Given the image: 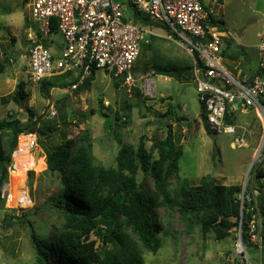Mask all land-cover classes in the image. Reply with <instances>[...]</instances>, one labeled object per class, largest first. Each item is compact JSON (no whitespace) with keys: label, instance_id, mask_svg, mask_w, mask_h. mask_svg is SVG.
<instances>
[{"label":"rangeland","instance_id":"1","mask_svg":"<svg viewBox=\"0 0 264 264\" xmlns=\"http://www.w3.org/2000/svg\"><path fill=\"white\" fill-rule=\"evenodd\" d=\"M116 1L124 5L127 22L158 36L148 38L149 46L139 44L140 53L131 71L135 85L127 87L120 83L116 87L109 73L99 70L90 91L54 88L46 100L40 92V83H30L25 74L28 63L25 42L29 28L37 29L28 4L23 0H0V62H5L0 74V121L12 116L25 123L30 111L41 118V123L60 126V131L49 140L43 137L37 140L34 134L22 135L17 140L8 180L2 189L5 201L0 208V264H33L37 256L35 240L44 238L45 242H52L63 228L65 216L52 201L62 192V179L58 173L48 171L44 151L58 145L62 134L76 147L89 142L95 163L115 168L121 144L135 148L142 141L156 158L152 146L156 140L165 139L169 124L184 152L179 175L192 185L209 176L219 185L250 188L251 199L264 193V177L253 178L257 171L264 174V123L260 114L250 109L231 115L234 135L215 133L208 127L205 130L199 120L204 112L190 74L185 72V79L180 80L147 70L153 63L190 68L191 59L185 46L175 39H166L168 34L162 26L134 16L127 0ZM202 3L215 13V18L222 19L235 38L234 42L226 39L230 53L225 51L221 66L233 73L232 67L240 66L244 54L250 66L248 72L256 71L257 38L264 37V0H202ZM52 40L62 42L59 34L53 35ZM145 81L148 92L144 91ZM20 82L26 84L27 98L19 105L11 96ZM169 105L174 109H168ZM126 106L130 107L129 123L120 127L115 117L122 115ZM168 110L174 112L173 116L162 117ZM236 140H242L245 146L238 147ZM137 181L147 194L154 191L151 177L139 172ZM175 183L171 178L167 189L171 191ZM152 213L167 234L159 235L161 244L155 254L142 249L145 264H236V261L259 264L248 256L244 246L239 251L236 231L225 240L215 241L211 234L203 237L198 228L187 231L176 210L156 206ZM259 222L256 215L253 223ZM255 231L256 228L251 237L253 244L259 241ZM50 252L52 262L56 263L53 250Z\"/></svg>","mask_w":264,"mask_h":264},{"label":"trees","instance_id":"2","mask_svg":"<svg viewBox=\"0 0 264 264\" xmlns=\"http://www.w3.org/2000/svg\"><path fill=\"white\" fill-rule=\"evenodd\" d=\"M133 15L149 21L148 17L134 10ZM226 53L223 51L224 55ZM180 68L178 65L153 63L147 70L154 75L183 80L185 72L190 73L191 66ZM4 69L5 62H0V74ZM94 78L95 73H92L78 84V79L70 74L54 77L40 82V92L49 100L54 88L70 89L77 85V92L90 91ZM112 78L118 87L121 81ZM25 85L24 82L18 83L16 93L11 96L17 104L27 98ZM170 108L174 109L169 105ZM171 110L162 117L173 116ZM129 113L130 107L126 106L122 115H116L118 126L129 123ZM101 116L106 117V114ZM202 117L205 121V116ZM225 123L232 125L228 114ZM204 126L208 129L206 124ZM59 127L50 122L41 123V118L30 111L25 123L12 116L0 121V208L5 201L2 189L8 180V168L18 138L34 134L37 140L42 137L49 140L60 131ZM69 142L62 134L58 145L44 149L48 171L58 173L62 179V192L52 201L65 216V223L52 242H45L44 238L35 240L37 256L33 264H145L142 249L155 254L161 244L159 235L167 234L152 213L156 206L176 210L187 231L198 228L203 237L211 234L215 241L225 240L231 232L241 229V242L248 256L264 264V193L260 198L251 199L250 188L243 190L237 185H219L209 176L203 177L198 185H192L189 179L179 175V162L184 152L169 124L165 139L156 140L152 146L156 158L142 141L135 148L121 144L115 168L96 164L89 142L80 143L78 147ZM139 172L152 178L154 191L151 194H147L138 183ZM262 177V171L253 175V178ZM171 178L176 183L169 191L167 186ZM256 215L260 221L258 224L253 223ZM252 226L259 237L256 244L251 242ZM51 250L58 260L56 263L52 262ZM244 262L236 261V264Z\"/></svg>","mask_w":264,"mask_h":264},{"label":"built area","instance_id":"3","mask_svg":"<svg viewBox=\"0 0 264 264\" xmlns=\"http://www.w3.org/2000/svg\"><path fill=\"white\" fill-rule=\"evenodd\" d=\"M127 3L135 12L165 28L166 39L173 41L174 34L185 46L191 59L190 80L205 116L203 124L211 131L234 135L235 128L225 123V117L228 114L231 118L237 106L254 109L260 117L264 114L263 36L257 38V73L238 78L221 66L223 51H229L225 41L234 42L235 38L202 0ZM27 4L37 28H29L25 42V74L32 84L66 74L81 84L102 70L124 86H134L131 71L140 53L139 44H148V38L158 37L127 22L125 7L116 0H29ZM55 34L61 36L62 42L52 40ZM144 91H150L146 81ZM236 144L245 145L242 140H236Z\"/></svg>","mask_w":264,"mask_h":264},{"label":"crops","instance_id":"4","mask_svg":"<svg viewBox=\"0 0 264 264\" xmlns=\"http://www.w3.org/2000/svg\"><path fill=\"white\" fill-rule=\"evenodd\" d=\"M206 6V5H205ZM257 49V48H256ZM257 54H258V52H257ZM223 56V55H222ZM258 62H259V60H258V56H257V69H256V71H254V72H248V70L250 69V66L248 65V63H247V58H246V56L243 54L242 56H241V60H240V66H241V68H240V66L239 67H236V68H234L233 69V67H232V71H233V75L234 76H236V77H238V78H248V77H251V76H253L254 74H256L257 73V70H258ZM230 67V68H231ZM190 74V73H189ZM190 77V76H189ZM237 108V111L235 112V113H237V112H240V113H245V112H247L248 110H243L242 108H240V106H237L236 107ZM202 124V123H201ZM203 125V128L205 129V126H204V124H202ZM206 130V129H205ZM244 144H245V142H244ZM245 146V145H244ZM232 147H233V145H232Z\"/></svg>","mask_w":264,"mask_h":264},{"label":"water","instance_id":"5","mask_svg":"<svg viewBox=\"0 0 264 264\" xmlns=\"http://www.w3.org/2000/svg\"><path fill=\"white\" fill-rule=\"evenodd\" d=\"M261 117H262V120H263V123H264V114H263V113L261 114ZM199 120H200V122L203 124V117H202L201 115L199 116ZM238 234H239V238H238V240H239V244H240L241 246H243V245H242V242H241V229H239Z\"/></svg>","mask_w":264,"mask_h":264},{"label":"flooded vegetation","instance_id":"6","mask_svg":"<svg viewBox=\"0 0 264 264\" xmlns=\"http://www.w3.org/2000/svg\"><path fill=\"white\" fill-rule=\"evenodd\" d=\"M219 20L221 21V23L225 26V24L223 23L222 19L219 17Z\"/></svg>","mask_w":264,"mask_h":264},{"label":"bare ground","instance_id":"7","mask_svg":"<svg viewBox=\"0 0 264 264\" xmlns=\"http://www.w3.org/2000/svg\"><path fill=\"white\" fill-rule=\"evenodd\" d=\"M238 249H239V251H241L240 249H241V245L240 246H238Z\"/></svg>","mask_w":264,"mask_h":264},{"label":"clouds","instance_id":"8","mask_svg":"<svg viewBox=\"0 0 264 264\" xmlns=\"http://www.w3.org/2000/svg\"><path fill=\"white\" fill-rule=\"evenodd\" d=\"M54 78V77H53ZM50 79H52V78H50ZM47 80V79H46ZM72 88V87H71Z\"/></svg>","mask_w":264,"mask_h":264}]
</instances>
